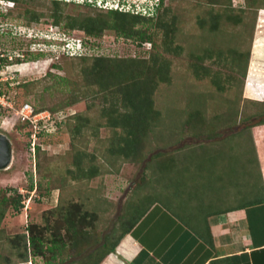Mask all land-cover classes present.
<instances>
[{
  "label": "rangeland",
  "instance_id": "rangeland-1",
  "mask_svg": "<svg viewBox=\"0 0 264 264\" xmlns=\"http://www.w3.org/2000/svg\"><path fill=\"white\" fill-rule=\"evenodd\" d=\"M26 1L29 0L19 1L18 8L11 12L6 9L14 3L1 1L4 12L0 14V58L6 56L9 62L0 67V90L2 87L8 90L7 98L15 104L24 100L35 106L62 108L57 117L64 122L60 128L48 126L31 142L26 136L30 124L25 127L23 124L27 123L16 120L13 111L0 108V132L8 136L13 148L11 166L0 170V264H46L39 256H30L28 261L20 258L19 249L13 244L16 235H28V225H44L50 220L47 216L54 224L65 216L67 209H76L79 215L87 216V228L93 225L99 233L112 231L117 236L123 208L145 194H153L163 203L171 196L176 214L183 221L190 215L188 205L196 203L194 195L198 190H205L203 195H225L224 207H230L232 204L228 203L234 200L243 203L248 198L258 201L264 197L261 165L257 160L258 147L264 159V123L255 125L264 119L263 4L259 6V1L254 4L253 0H164V6L169 7L168 15L177 17L176 41L183 51L178 55L163 52L171 62V83L159 82L154 93L160 119L149 135L147 155L161 150L172 152L178 162L172 174L160 172L155 156L146 168L147 161L132 163L109 152L117 135L113 126L106 125L107 116L102 114L103 106L110 105L109 98L106 100L99 93L97 85H89L92 76L84 71L93 57L86 58L87 61L70 57L72 54L149 57L151 44L139 45L112 29L105 30L100 38L89 37L83 30H68L65 19L56 27L51 16L55 0H35V4L30 1L39 19L28 24L23 13L29 7ZM78 1L82 0H61L64 15L83 17L107 11ZM124 1L136 5L145 2ZM130 4L124 8L130 9ZM147 11L143 12L145 16L150 15ZM215 12L223 14L221 29L211 33L201 28L198 20L200 16L210 20ZM238 16L239 20H233ZM138 27L147 28L149 33L154 29L148 24ZM242 52L250 53L244 76L241 69L246 63L241 58ZM193 53L204 55L199 73L192 67L197 62ZM53 64H59L60 68ZM205 69H211L210 74L200 79L196 74L203 76ZM215 72L220 75V83L222 80L221 89L211 82L210 75ZM228 75L232 82L226 80ZM26 82L27 89L18 85ZM67 102L72 104L68 106ZM197 109L202 111L204 121L199 123L201 134L186 126ZM86 118L89 120L85 126L76 132V124ZM117 131L120 133L122 129ZM83 152L88 158L95 155L92 162L85 159L84 167L94 163L99 170L90 179H80L69 172L76 170L75 156ZM173 176L178 177L177 183L172 182ZM142 178L146 180L137 188ZM32 184L34 187L30 189ZM19 194L22 205L17 209L12 198ZM149 200L150 197L145 204L149 205ZM62 202H67L66 210L59 213ZM66 223L64 218L60 220L63 228ZM77 260L78 257L68 256L53 264H76Z\"/></svg>",
  "mask_w": 264,
  "mask_h": 264
},
{
  "label": "trees",
  "instance_id": "trees-1",
  "mask_svg": "<svg viewBox=\"0 0 264 264\" xmlns=\"http://www.w3.org/2000/svg\"><path fill=\"white\" fill-rule=\"evenodd\" d=\"M30 1L33 3L35 2V0L26 1L29 3V7L25 8L23 12L28 20V24H31L33 20L37 21L39 19L38 14L32 10L35 3L32 4ZM60 1L61 0H55L53 3V13L51 15L54 17V26L56 27H59V23L65 19L64 26L68 30H83L89 37L100 38L105 30L112 29L127 39L138 41L139 45L143 42L151 44L149 57H109L89 56L86 54H72L70 57L81 58L84 59V61H87L86 58L88 57H93L91 64L86 66L84 71L92 76L89 85H97L99 93L104 94L106 100L109 98L110 105L103 106L102 114L107 116L106 125L113 126L117 133L112 146L109 148V152L115 157H124L125 161H131L132 163H144L147 161L145 164L146 168H148L155 156L160 172L170 173L178 166L177 159L173 156V153L161 150L153 156L150 155V157L147 155V145L149 144V135L155 128L154 124L160 119V112L155 109L154 104V93L157 89V85L159 82L171 83V74L169 73L171 62L163 52L178 55L183 51L181 45L176 41L177 33L179 32L177 17L168 15L169 7L164 6V0H161L155 13L148 16L140 12L134 13L131 11L107 9L104 13L95 12V14L92 13L83 17L64 15V12L61 10ZM258 1L259 6L262 4L264 5V3H262L264 0L262 2L261 0H253V3L256 4ZM78 2L85 5H95L86 0ZM259 6L258 8H262ZM227 16H229V14H227ZM222 18V12H215L211 14L210 20L205 16H200L198 21L201 28L208 29L213 33L221 29ZM239 19L238 16L233 20L237 21ZM140 24H148L150 27H153V32L149 33L147 28H139L138 26ZM159 38L161 40L160 43H158ZM160 50L162 51L160 52ZM220 52L222 51L220 50L217 53L218 60ZM214 54L215 52H212L211 57H213ZM241 54V58H243L246 63L241 69V73L244 76L246 74L250 53L242 52ZM3 57L4 58H0V67L9 62L8 57ZM192 57L197 59V62L192 63V67L195 72L199 73V68H203L202 61L204 55L193 53ZM53 67L60 68L59 64H53ZM251 68L254 69V60H252ZM210 71L211 69H205L203 76L201 74L196 75L200 79H203L208 77L207 75L210 74ZM216 72L210 75L212 77L211 82L221 89L222 80L220 83V75ZM51 73V71H48V74ZM230 76L231 75H228L226 78L228 82H232ZM18 85L24 86L26 89L28 88V82ZM7 91L8 90L2 87L0 95H7ZM24 102L28 101L22 100L20 104L16 105L20 106ZM70 104H72V102H67L68 106H70ZM33 106L36 111H50L56 119H58L57 114L62 112V108H59V106H57L59 109ZM200 112H202L200 109L192 112L186 125L196 134H201L203 132L199 124L204 122ZM80 116L81 114L78 116V119ZM88 120L89 119L86 118L85 121L76 124V132H80L85 126V122L87 123ZM63 122L64 120H61V122L58 121V128H60ZM260 123L263 124L264 119L260 120L255 125H259ZM23 125L27 127L28 123ZM119 128L122 129L120 133L117 131ZM31 134L32 130L28 127V129H26V136L30 140ZM93 157H95V155H93ZM108 157L109 156H107V158ZM86 158H88L86 152L78 153L74 160L76 170L70 169L69 172L80 179H90L97 176L99 170L94 163H91L87 168L84 167ZM92 158L89 157V161L92 162L94 160ZM261 176H263L262 169ZM177 178L178 177H176V179ZM145 180L146 178H142L136 184V187L138 188V186H141ZM172 182L177 183L175 179L172 180ZM177 186L178 185H176V187ZM33 187L32 184L30 189H33ZM205 192V190H198V192H195V199L197 200L199 197H202ZM149 197V205H147L145 201ZM153 198V196L145 194L138 201L128 202L125 205L120 216L122 225L119 228L120 232L117 236L112 234V231L111 234L99 233L96 230V226L93 225H91L92 228H87V225H89L87 216L79 215L76 209L72 210L71 208L66 210L65 206L67 202H62L57 211L61 213L60 211L66 210L65 216L62 217L67 222L66 224H68L66 228H63V224H60L62 218H58L55 223L52 224L50 222L51 217L47 216V218L50 219L47 223L44 225H28L27 231L29 234H17L13 244H15L16 248L18 247V255L20 258L24 259V261H28L30 256L35 258L39 256L46 260V264H53L56 261L62 262L69 256L78 257V260L75 261L76 264H100L110 253L116 250L117 243L122 235L134 229L147 211L150 203L153 202ZM12 199L18 209L22 205L21 194L17 195V198L14 197ZM140 205H142V208L139 207ZM9 264L11 263L9 262Z\"/></svg>",
  "mask_w": 264,
  "mask_h": 264
},
{
  "label": "crops",
  "instance_id": "crops-1",
  "mask_svg": "<svg viewBox=\"0 0 264 264\" xmlns=\"http://www.w3.org/2000/svg\"><path fill=\"white\" fill-rule=\"evenodd\" d=\"M260 154L258 147L264 181ZM216 195H202L188 205L186 221L177 216L171 196L164 203L153 198L134 229L100 264H264V197L224 207L225 195Z\"/></svg>",
  "mask_w": 264,
  "mask_h": 264
},
{
  "label": "built area",
  "instance_id": "built-area-1",
  "mask_svg": "<svg viewBox=\"0 0 264 264\" xmlns=\"http://www.w3.org/2000/svg\"><path fill=\"white\" fill-rule=\"evenodd\" d=\"M15 103V101L7 98L6 94L0 95L1 107H4L9 111H13L15 115L14 118H16V120L19 119L23 123H28V125L30 124V128L32 130L31 142L39 138V136L45 132V128L50 125L57 127L58 121L61 122V120L56 119L48 110L36 111L34 106L29 102H24L20 106H17Z\"/></svg>",
  "mask_w": 264,
  "mask_h": 264
},
{
  "label": "clouds",
  "instance_id": "clouds-1",
  "mask_svg": "<svg viewBox=\"0 0 264 264\" xmlns=\"http://www.w3.org/2000/svg\"><path fill=\"white\" fill-rule=\"evenodd\" d=\"M84 1V0H82ZM90 3H93L97 6L100 7H104L105 9H116V10H121V11H131L133 12L134 10L140 13H143L144 10L148 9V13H150V15L155 13V10H157V7L160 5L161 0H145V2H143L141 5L138 4L136 5V3L134 2H122V0H86ZM107 3V4H105ZM131 3V4H130ZM116 4V5H115ZM127 4H130L131 8L130 9H125L124 6H126ZM133 4V5H132ZM137 6H139V9H137ZM140 7H142L143 9H141ZM152 12V13H151ZM146 15V13H144Z\"/></svg>",
  "mask_w": 264,
  "mask_h": 264
},
{
  "label": "water",
  "instance_id": "water-1",
  "mask_svg": "<svg viewBox=\"0 0 264 264\" xmlns=\"http://www.w3.org/2000/svg\"><path fill=\"white\" fill-rule=\"evenodd\" d=\"M13 161V148L8 136L0 132V170L10 167Z\"/></svg>",
  "mask_w": 264,
  "mask_h": 264
},
{
  "label": "flooded vegetation",
  "instance_id": "flooded-vegetation-1",
  "mask_svg": "<svg viewBox=\"0 0 264 264\" xmlns=\"http://www.w3.org/2000/svg\"><path fill=\"white\" fill-rule=\"evenodd\" d=\"M1 1H8V2H13L14 4H10L8 6V8L6 9L7 12H11L15 9L18 8V0H0V14L4 12V6L3 4L1 3ZM25 9V8H24ZM25 17V16H24ZM26 21H28L27 19H25ZM35 20L31 21V22H34Z\"/></svg>",
  "mask_w": 264,
  "mask_h": 264
},
{
  "label": "bare ground",
  "instance_id": "bare-ground-1",
  "mask_svg": "<svg viewBox=\"0 0 264 264\" xmlns=\"http://www.w3.org/2000/svg\"><path fill=\"white\" fill-rule=\"evenodd\" d=\"M12 162H13V161H12ZM12 162L10 163V166H11Z\"/></svg>",
  "mask_w": 264,
  "mask_h": 264
}]
</instances>
